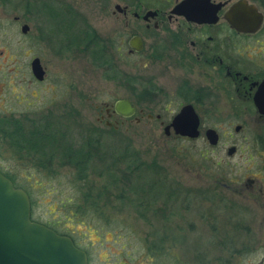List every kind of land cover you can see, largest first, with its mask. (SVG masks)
<instances>
[{"label":"rangeland","instance_id":"rangeland-1","mask_svg":"<svg viewBox=\"0 0 264 264\" xmlns=\"http://www.w3.org/2000/svg\"><path fill=\"white\" fill-rule=\"evenodd\" d=\"M42 1L0 0V115L61 121L71 127L74 142L80 140L81 132H95L108 148L126 144L137 158L130 175L124 172V163L112 165L110 161V177H98L101 164L96 162L90 179L111 186L110 202H116L118 187L126 196L124 202H138L154 194L160 195L157 202H171L175 234L185 235L187 245L173 246L174 256H147L141 240L149 226L131 206L125 205L124 211L112 214L107 222L79 213L73 207L78 192L71 180L72 168L61 167L55 175H46L26 159H17L3 144L0 170L11 174L16 186L28 193L31 219L69 236L86 253L88 264H215L216 256L224 264H264V198L263 202L253 200L260 181L255 179L249 120L235 132L233 127L241 119L233 118L228 96L208 87L201 74L176 68L173 60L151 59L148 42L140 54L130 57L121 46L113 59L119 77L103 78L87 48L65 51L61 47L78 40L76 28L51 3L40 6ZM52 1L64 6L63 0ZM252 1L264 11L263 0ZM80 10L83 23L90 22L101 40L111 32H121L106 12L83 5ZM22 24L28 27L25 33L20 31ZM78 25L83 29V24ZM252 47V43L244 45L241 54H249ZM108 54L114 56L109 50ZM33 56L44 70L42 81L30 73ZM187 82L194 90L192 104L200 133L192 139L176 137L171 131L166 136L162 127L178 110L176 94ZM120 98L135 105L134 114L128 118L112 114L105 120L110 125H104L98 120L104 115L103 107ZM207 127L218 134L215 146L203 136ZM229 146L235 147L231 155L226 154ZM159 222V218L153 221Z\"/></svg>","mask_w":264,"mask_h":264},{"label":"flooded vegetation","instance_id":"flooded-vegetation-1","mask_svg":"<svg viewBox=\"0 0 264 264\" xmlns=\"http://www.w3.org/2000/svg\"><path fill=\"white\" fill-rule=\"evenodd\" d=\"M235 1L63 0V7L56 6L52 0L42 2L51 3L68 17L76 28L78 39L95 38L93 43L102 44L104 53L112 62L119 56L121 46L126 48L125 56L130 57L140 54L145 42H148V56L151 59L159 62L173 60L176 68H183L187 74H201L208 80V87L227 95L230 99L229 109L235 111L233 118L241 119V123L235 124L233 130L237 126L234 131H240L246 118L252 127L250 143L255 158V179L260 181L253 200L261 201L264 198V114L259 112V108H264V11L254 1L247 0L260 13V23L252 31L235 29L225 18L227 10ZM81 5L106 12L112 22L120 25L121 32H111L106 40H101L90 22L87 25L83 23ZM35 9L42 13L39 7ZM29 10L30 5L27 3L26 11ZM79 23L84 25L83 29L77 27ZM135 37L139 38L140 50H134L129 45ZM250 43L255 47L250 49L249 54H241V48ZM65 46H61L65 51L77 49ZM108 50L113 52V57L108 54ZM188 85L191 84L187 82V85H182L176 94L179 108L186 103L193 107L195 94ZM106 108L109 109L106 111ZM103 111L104 115L100 114L98 120L106 125L105 120L114 113L110 106H104ZM230 147H233V151L227 154ZM228 148L226 154H233L235 147Z\"/></svg>","mask_w":264,"mask_h":264},{"label":"trees","instance_id":"trees-1","mask_svg":"<svg viewBox=\"0 0 264 264\" xmlns=\"http://www.w3.org/2000/svg\"><path fill=\"white\" fill-rule=\"evenodd\" d=\"M42 4L43 2L40 6ZM93 40L96 39L83 37L73 44H67L65 48H78L79 46H82L83 50L87 48L86 51H88L91 62L101 67L102 77L107 80H116L120 73L114 66V62L104 53V46L93 43ZM110 130L111 133H116L114 129ZM70 132H72L71 127L61 121L35 120L26 116L19 118L12 114L0 115V147L4 144L17 159H26L35 168L49 176L55 175L61 167L72 168L71 180L78 192L73 203L76 211L95 215L107 222L112 214L115 216V213L124 211L125 205L131 206L130 208L134 209L137 217L149 226L141 240L145 253L149 257H160L171 253L176 244L187 245L185 235L175 234L176 228L171 222L174 212L169 209L171 202H157L160 197L158 194L151 195L150 198H141L145 202L143 200L124 202L126 196L120 187L116 189L118 193L114 196L116 202H110L107 195L110 194L111 186L108 183H97L94 179H90L91 171L96 169L93 165H96V162L101 164L96 172L98 177L102 174L110 177V161H112V165L113 162L115 165L124 163V172L130 175L136 169V164H133L137 158L133 155L132 150L125 146L126 144H113L108 148L107 144L104 146L101 142V136L95 132H81L80 140L74 142ZM0 172L16 186L11 174L1 170ZM29 202L31 206L30 199ZM149 216L152 217L149 218ZM157 218L161 219V222L154 224L153 221ZM52 229L56 231L55 228ZM172 255L173 253H171ZM214 262L215 264H224V260L220 256H216ZM200 264H205V262L201 261Z\"/></svg>","mask_w":264,"mask_h":264},{"label":"water","instance_id":"water-1","mask_svg":"<svg viewBox=\"0 0 264 264\" xmlns=\"http://www.w3.org/2000/svg\"><path fill=\"white\" fill-rule=\"evenodd\" d=\"M231 27L241 31H252L260 23L261 15L252 3L237 0L230 5L225 14ZM27 25L22 24L20 31L25 33ZM134 50H140L138 37L130 41ZM29 69L35 80H42L44 70L37 57L29 62ZM112 113L121 117H130L136 108L127 98L116 99L110 106ZM109 108H106V111ZM264 114V108H259ZM150 117V116H148ZM107 126L109 122L105 121ZM237 130V126L234 128ZM164 135L170 131L174 135L197 138L199 117L192 105H182L162 127ZM203 136L209 145H215L218 135L213 128L207 127ZM233 151L228 148L227 154ZM0 264H88L86 253L74 245L72 239L59 234L45 224L30 218V202L25 190L14 186L0 172Z\"/></svg>","mask_w":264,"mask_h":264}]
</instances>
